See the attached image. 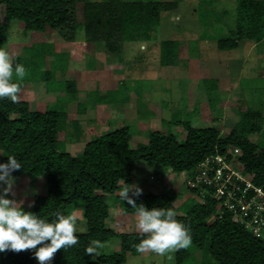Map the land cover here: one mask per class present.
<instances>
[{
  "label": "trees",
  "instance_id": "obj_1",
  "mask_svg": "<svg viewBox=\"0 0 264 264\" xmlns=\"http://www.w3.org/2000/svg\"><path fill=\"white\" fill-rule=\"evenodd\" d=\"M235 2V27L217 40V48L222 51L238 49L243 41L264 40V0ZM77 5L83 8L80 23ZM0 7L6 20L0 21V45L8 43V21L13 20L23 24L22 34L51 29L69 42L76 41L81 30L87 41L101 43L108 53L123 60L124 44L152 40L161 12L176 10L178 4L161 0H0ZM183 45L178 40L161 41V65L177 66ZM50 49L47 43H34L27 49L28 57L16 56L13 60L23 64L25 72H31V79L48 82L53 78V70H43L42 64ZM65 89L68 93L76 92L71 81L65 82ZM99 101H104L103 97ZM238 115L234 129L224 137L215 127L196 128L185 121L179 123L185 129L182 141L171 133L154 130L148 133L146 143L132 147L130 128L124 125L96 136L74 153L60 147L66 144L68 135L67 113L49 108L32 110L27 101L3 98L0 162L15 155L22 168L14 176L45 178L46 191L34 196L31 210L39 216L52 219L57 213L71 214L75 205L81 204L85 231L75 232L77 244L57 250L48 264H125L128 254L141 253L135 245L143 234L118 233L107 227L108 195L124 182L132 183L136 164L144 162L156 172L171 169L174 173H191L209 157L221 156L227 162L235 157V167L264 191V149L262 143L249 139V135L260 131L257 120L261 114L246 107ZM233 149L239 150L235 156ZM193 192L199 199H188L179 208L174 205L176 195L172 189L142 193L135 198L137 204L148 208H172L177 220L190 228L192 241L187 248H177L176 264H194L196 252L202 255L200 264H264V238L248 231L223 200L213 198L212 187L202 182ZM117 205L124 213L135 214L120 195ZM113 238L120 241L119 251L94 258L85 252L91 242L104 243ZM33 251L5 250L0 252V264H34Z\"/></svg>",
  "mask_w": 264,
  "mask_h": 264
},
{
  "label": "rangeland",
  "instance_id": "obj_2",
  "mask_svg": "<svg viewBox=\"0 0 264 264\" xmlns=\"http://www.w3.org/2000/svg\"><path fill=\"white\" fill-rule=\"evenodd\" d=\"M161 1H175L178 7L161 12L152 40L125 43L123 60L108 53L101 43L87 41L81 30L78 39L69 42L51 29L22 34L23 24L9 20L8 43L0 48L6 49L12 59L28 57L27 49L34 43L51 47L43 58L42 69L53 70V78L47 82L31 79V72L23 77L14 75L18 83L16 100L27 101L32 110L49 108L67 113L68 135L66 144L60 147L74 153L96 136L124 125L130 128L132 147L146 143L148 133L154 130L171 133L182 141L185 129L179 123L185 121L196 128L215 127L224 137L238 122V111L246 107L261 114L257 120L260 131L249 135V139L262 143L264 149V40L243 41L235 50L217 48L218 38L235 27V0ZM76 15L77 22H82V5H77ZM0 21L6 22L3 7ZM163 40L184 42L177 66L161 65ZM70 81L75 84V94L66 92L65 82ZM102 97L104 101L100 102ZM232 153L235 156L239 150L233 149ZM230 164L236 166L235 157ZM200 172L199 168L191 173H174L171 169L156 172L140 162L134 168L131 184L141 187L142 193L172 189L176 195L174 205L179 208L188 199H199L193 189L200 187ZM15 177L10 198L31 211L34 196L46 191L45 178L27 174ZM120 188L108 195L110 216L106 225L118 233H140L136 215L124 213L117 205ZM71 215L76 218L75 232H84L81 204L75 205ZM91 243L98 249L91 254L93 258L120 249L118 238ZM176 251L171 248L162 255L151 250L128 254L125 264H176ZM194 256V264H200L201 253Z\"/></svg>",
  "mask_w": 264,
  "mask_h": 264
},
{
  "label": "clouds",
  "instance_id": "obj_3",
  "mask_svg": "<svg viewBox=\"0 0 264 264\" xmlns=\"http://www.w3.org/2000/svg\"><path fill=\"white\" fill-rule=\"evenodd\" d=\"M25 67L15 62L8 51L0 48V99L11 101L17 99L18 83L13 80L25 75ZM22 168L15 155H9L6 161L0 162V252L5 250L20 252L34 250L37 264H47L57 250L77 244L76 218L71 214H55L52 219H45L32 211L24 210L23 203L10 198L16 177L13 173ZM137 217L136 228L143 238L135 246L139 251L151 250L164 254L171 248H187L192 235L190 228L177 220L172 208L152 207L137 204L136 199L142 189L136 184L124 185L119 192ZM98 249L93 243L85 247L88 254Z\"/></svg>",
  "mask_w": 264,
  "mask_h": 264
},
{
  "label": "built area",
  "instance_id": "obj_4",
  "mask_svg": "<svg viewBox=\"0 0 264 264\" xmlns=\"http://www.w3.org/2000/svg\"><path fill=\"white\" fill-rule=\"evenodd\" d=\"M231 161L221 156L207 158L198 167L200 184L212 187L213 198L223 200L248 231L264 238V191L253 185L248 174L232 166Z\"/></svg>",
  "mask_w": 264,
  "mask_h": 264
}]
</instances>
